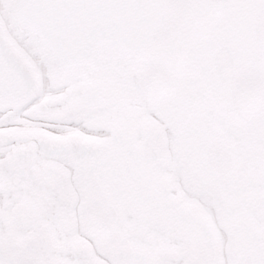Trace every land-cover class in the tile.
Masks as SVG:
<instances>
[{
	"label": "snow or ice",
	"instance_id": "obj_1",
	"mask_svg": "<svg viewBox=\"0 0 264 264\" xmlns=\"http://www.w3.org/2000/svg\"><path fill=\"white\" fill-rule=\"evenodd\" d=\"M246 2L259 9L261 0ZM238 3L0 0V264H219L220 255L233 264L224 249L241 238L251 246L244 264H264V169L259 153L250 167L237 126L255 121L254 142L264 145V28L248 45L223 25L167 14ZM152 8L165 12L155 25L145 22ZM248 87L251 104L240 99ZM189 139L201 152L240 160L241 174L218 169L220 197L178 174L175 223L137 208L136 224L151 223L159 239L122 237L154 250L117 246L96 223L93 176L135 143L182 159ZM228 195L247 218L231 232L219 222ZM209 239L218 248H202Z\"/></svg>",
	"mask_w": 264,
	"mask_h": 264
},
{
	"label": "flooded vegetation",
	"instance_id": "obj_2",
	"mask_svg": "<svg viewBox=\"0 0 264 264\" xmlns=\"http://www.w3.org/2000/svg\"><path fill=\"white\" fill-rule=\"evenodd\" d=\"M263 0H261L262 2ZM261 4V3H260ZM249 3L241 0L226 9L209 8L199 13H189L181 9L182 15L175 10L168 12L173 19L179 22H211L223 25L240 33L245 43L251 45L255 37V19L249 16ZM165 12H163V16ZM264 17V14L262 15ZM252 18V19H251ZM264 28V25H260ZM242 103L251 104L253 90L246 89L241 96ZM239 146L248 157L250 167L255 164L259 153L260 164L264 169V145L257 147L255 144V121L240 120ZM264 129V123L261 124ZM153 149L145 143H135L126 148L122 153L113 156L111 164L101 169L93 176L94 182L99 187L97 195L98 223L107 236L114 238L117 246H124L128 250L137 252H151V247H140L131 242L124 243V237L129 231L140 232L149 245L159 238L152 231L151 223L136 224L137 208L142 209L149 220H165L169 224L175 223V208L182 197L177 175L180 174L185 185L203 186L210 197L224 196L223 189L215 182V175L221 166L232 176H239L242 171V162L233 158L226 160L222 155L199 151L191 139L184 145L182 159H171L167 152L152 155ZM228 206L220 211L219 222L226 231L231 232L236 226L247 224V218L241 209L240 198L228 195ZM113 207L120 208L117 213L118 220L109 219V210ZM210 231L214 226L210 220H205ZM162 243V242H161ZM204 249H212L218 245L209 239L201 245ZM250 243L241 238L236 241L235 247L229 244L225 252L233 255V264H244V258L250 251ZM219 264H223V256L219 257Z\"/></svg>",
	"mask_w": 264,
	"mask_h": 264
},
{
	"label": "rangeland",
	"instance_id": "obj_3",
	"mask_svg": "<svg viewBox=\"0 0 264 264\" xmlns=\"http://www.w3.org/2000/svg\"><path fill=\"white\" fill-rule=\"evenodd\" d=\"M246 2V0H245ZM246 12L249 13V16L253 17L255 19L256 25H264V17L262 16L264 14V0L261 2L259 9L253 8L250 4L248 7V10ZM252 19V18H251Z\"/></svg>",
	"mask_w": 264,
	"mask_h": 264
},
{
	"label": "water",
	"instance_id": "obj_4",
	"mask_svg": "<svg viewBox=\"0 0 264 264\" xmlns=\"http://www.w3.org/2000/svg\"><path fill=\"white\" fill-rule=\"evenodd\" d=\"M163 10L160 8H152L149 10L147 16L145 17V22L151 25H155L161 22Z\"/></svg>",
	"mask_w": 264,
	"mask_h": 264
}]
</instances>
